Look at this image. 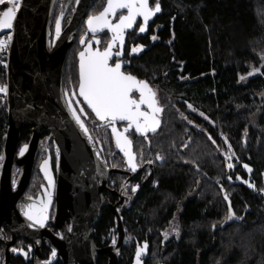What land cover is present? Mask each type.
Masks as SVG:
<instances>
[{
	"label": "trees",
	"instance_id": "1",
	"mask_svg": "<svg viewBox=\"0 0 264 264\" xmlns=\"http://www.w3.org/2000/svg\"><path fill=\"white\" fill-rule=\"evenodd\" d=\"M160 1L161 39L146 54L142 66L157 91L163 109L161 123L155 133L147 134L148 141L141 135L131 141L137 156L156 163L157 184L141 192L137 214H129L128 221L136 217L147 229L153 211L159 212V220L179 205L182 236L174 256L165 260L163 252L160 263L264 264V102L256 96L264 90V73L239 82L240 75L258 60L250 47L239 52L234 40L239 28L245 42L264 41V0ZM5 7L0 5V12ZM70 10L63 9L64 22ZM68 59L62 78H75L76 67L71 64L74 71L68 72ZM0 84H4L1 67ZM6 127V102L0 94V152ZM96 130L98 136L104 132ZM29 136L30 128L24 125L20 144ZM43 138L46 141V132L42 143ZM47 144L52 155L51 141ZM157 155L162 159H156ZM245 164L251 169V188L242 182L248 177ZM225 195L235 212L231 219L227 218ZM111 223L106 210L98 231Z\"/></svg>",
	"mask_w": 264,
	"mask_h": 264
},
{
	"label": "water",
	"instance_id": "2",
	"mask_svg": "<svg viewBox=\"0 0 264 264\" xmlns=\"http://www.w3.org/2000/svg\"><path fill=\"white\" fill-rule=\"evenodd\" d=\"M95 1L79 0L77 3L75 0L64 23L63 0H21L11 30L13 39L9 42L5 58L4 84L8 85V94L4 96L7 127L0 152V157H3L0 159V236L4 228L11 232L13 240L19 236L30 238L28 234L36 231L28 227L19 205L25 201L24 193L33 176L42 134L46 132V142L51 141L55 158L56 216L57 225L61 226L59 236H47L46 239L60 255L63 264H96L98 254H105L106 264H117L126 242L121 210L117 211L102 197L109 174L123 171L101 163L103 159L94 140L90 142L71 119L62 99V76L68 51L83 21L87 29L88 17H85ZM61 11L64 17L61 34L57 37L55 20ZM4 34H8V30L0 31V36ZM77 69L79 82V55ZM24 125L30 128V136L21 145L20 132ZM25 144L28 148L20 156L19 150ZM245 170L249 181L250 172ZM27 201L29 204L34 202L32 199ZM105 205L111 207L117 237L115 243L110 242L98 249L94 245L92 231ZM66 219L70 220L71 232L67 230ZM11 243L6 247L7 256L11 254ZM143 255H147V249L141 257ZM135 258L136 254L131 264H135ZM53 262L48 260L35 264ZM140 264H143L141 259Z\"/></svg>",
	"mask_w": 264,
	"mask_h": 264
},
{
	"label": "flooded vegetation",
	"instance_id": "3",
	"mask_svg": "<svg viewBox=\"0 0 264 264\" xmlns=\"http://www.w3.org/2000/svg\"><path fill=\"white\" fill-rule=\"evenodd\" d=\"M100 0H96L91 8L87 11L85 19L89 15H98L101 11H103L104 7L107 4V0H101L100 3L97 5L96 3ZM161 5V1L159 0ZM74 4V3H73ZM150 6H155V0H150ZM73 7V5H72ZM71 7V10H72ZM71 10L70 13L71 14ZM92 10V12H90ZM126 12V10H124ZM57 14V13H56ZM120 13H117V16L113 18V23L116 22ZM70 16V15H69ZM68 16V17H69ZM67 17V18H68ZM67 21V19H66ZM65 23V22H64ZM142 23L140 18L137 19L136 23L134 24L132 29L127 30L125 34V43L123 45L122 54L119 57V60L122 62V70L126 73H131L132 75L136 76L139 80L147 81L150 85L151 89L156 93L157 99V91L155 88L150 84L153 80L151 78H146L147 73L143 69L142 60L145 58L146 54L150 51L151 48L154 47L156 43L160 41V22L157 18V14L153 16L147 26L146 31L144 33H140L138 31L139 24ZM82 28V30H81ZM81 36H85L86 40H91L92 35L88 33L84 21L81 24L76 38L71 45L67 57L71 60L76 67V76L73 78L72 76L62 78V89L64 91H68L71 93L72 91H77L78 86V69H77V62H78V55L79 52L83 51L84 48L87 46L81 45L80 39ZM155 36L156 39L153 40L152 37ZM96 39L100 41L97 45L95 40L92 41L93 48H99L103 50L107 47L108 43L111 40V33L107 30L100 32L97 34ZM169 44V42H167ZM134 45H143V49L136 54H130L131 48ZM121 50L120 46L117 44L113 48V53L116 51ZM67 59V58H66ZM117 60V57L113 55L112 60L110 63H114ZM147 79V80H146ZM149 81V82H148ZM138 98V93L136 94ZM82 99V98H81ZM158 100V99H157ZM159 106L161 107L159 101ZM85 111L88 112L90 115L85 120L86 126L89 130H92V139L96 147L98 148L103 161L107 163L108 168H115L122 173H110L109 178L107 181L106 188L102 189V197L105 202L112 204L115 206V209L121 210V216L123 221V227L126 232V242L124 247L121 249L119 260L117 264H131L134 255L136 254L137 247L140 246L141 248L144 245H147V255H143L140 259L143 261V264H149V261L152 258L153 264H163L159 262V259H162L163 252L165 253V260L171 259L176 253L175 245L181 239L182 230L180 228L181 224L179 221L180 218V206L174 205L173 213L169 216V213L165 214L158 220V211H153L151 216V224H149L147 229L141 227L143 221L136 218L132 221H128L130 219V215L137 214L135 213V209L137 208V201L140 197L142 191L145 190L146 187H154L157 184V180L154 177L157 165L152 159H146L143 156L136 155V162L138 163L139 167L135 172H132L126 163V158L122 155L121 151L117 148L115 139L111 133V128L107 126V122H101L95 119L94 114L90 113V110L87 109L86 105H84ZM142 110L147 111V108L142 106ZM84 117H82L83 119ZM117 128L120 131H123V128L126 126V122H117ZM104 130L102 134L97 135V130ZM90 132V131H89ZM128 138L133 141L135 137L140 136L135 133L134 128L130 129V132L127 134ZM95 138V139H94ZM42 151V145H41ZM39 151L33 176L31 179L30 184L28 185L25 193L24 199L19 205V210L25 221L29 224L30 222L26 219V217L22 213V208L24 205L29 204L28 199L31 198L34 202L39 205L41 200H46V192H50L52 196V203L49 206V217L50 219L47 222V226L45 228H31L32 230H36L33 234H28V237L25 238L19 236L17 238L12 237L11 232L7 229H3V234L0 236V264H35V262L44 263L48 260H53V264H63L59 254H56L54 257L51 256V252L53 249V245L50 242H47V236H59V225L57 216H56V198H55V191L57 185V178H56V171H55V158L54 155L48 154V148H45V154H40ZM133 151V148H132ZM53 152V150H52ZM134 152V151H133ZM44 160H49V170L50 174L54 180V187L48 188V181L45 179L44 173L41 171V165L43 164ZM151 160L152 163L149 164L147 161ZM113 165H117V167H113ZM233 180L231 183L233 184ZM100 185V182H97ZM123 185H127V188L122 187ZM137 191L133 193L131 188L133 186H137ZM227 205L229 207V201L227 200ZM109 213V216L112 219V223L107 224V226L103 229V231H98V223L101 218L103 212ZM130 214V215H129ZM229 216V214H228ZM228 218V217H227ZM233 218V217H232ZM156 219L158 222H156ZM224 222V220H223ZM66 226L70 225V220H65ZM135 227H133V224ZM218 224V221L217 223ZM140 225V227H138ZM129 226V227H128ZM173 228L178 229V235L176 232L173 231ZM148 233L146 236H139L138 234ZM59 234V235H58ZM165 234H167V238H165ZM92 237L94 245L100 249L107 246L113 240L116 241L117 231L114 224V215L112 213L111 207L109 205H105L101 209V213L97 222L93 225ZM98 238V240H97ZM10 244V252L9 256H7L6 247ZM31 246V252H29L28 257L25 258L20 253L12 252V248L17 249H24L25 251L28 250V247ZM157 252V255L155 254ZM152 252V254H151ZM154 256L155 258H153ZM158 259V260H157ZM107 257L105 254H98L96 257V264H106ZM40 263V264H41Z\"/></svg>",
	"mask_w": 264,
	"mask_h": 264
},
{
	"label": "snow or ice",
	"instance_id": "4",
	"mask_svg": "<svg viewBox=\"0 0 264 264\" xmlns=\"http://www.w3.org/2000/svg\"><path fill=\"white\" fill-rule=\"evenodd\" d=\"M79 3V0H76ZM10 5L5 10L0 12V31L8 30L6 38L0 37V53H3L9 47V42L13 39L11 30L13 29L14 21L16 19L17 11L21 7V0H0V5ZM126 10V12L124 11ZM161 11V5L159 0H155V6H150V0H107V4L98 15H89L86 21L87 31L92 34L91 40H86L85 36H81V45H87L83 51L79 52V82L78 91H64L62 99H64L67 111L70 114L71 119L79 127L82 133L91 142L92 137L89 135V129L86 126L85 120L89 117V113L85 111L84 105L90 110L91 114H94L96 120L101 122H107V126L111 128L112 135L115 139L117 148L126 157V163L128 168L135 172L139 167L136 162V154L132 151V142L125 133H128L130 129L135 130V133L143 136L148 141V133H155L160 126L159 114L163 111L162 107L159 106L158 100L156 99V93L151 89L147 81L139 80L136 76L131 73H126L122 70V62L119 57L122 54L123 45L125 43V34L127 30L132 29L137 19L140 18L142 23L139 24L138 31L144 33L149 20ZM120 13L116 22L113 23V18ZM64 17L63 11L56 17L55 20V31L57 37L61 34V24ZM107 30L111 33V40L107 47L100 50L98 47H92V41L95 40L98 45L100 41L96 39L98 33ZM156 39L155 36L152 37ZM120 46L121 50L113 53V48L116 45ZM143 49V45H134L131 48L130 54H136ZM113 55L117 57L114 63H110ZM0 63L4 64L7 68V64L0 60ZM260 72V68H254L248 75L251 76L253 73ZM243 79V77H241ZM138 93V98L136 94ZM0 94L6 96L8 94V85H0ZM82 98V99H81ZM187 103V102H185ZM142 106L147 108V111L142 110ZM192 109V105H188ZM195 111V109H192ZM203 116V113H200ZM82 117H84L82 119ZM187 119L186 117H184ZM207 119V117H205ZM117 122H126V126L123 131L118 130ZM192 123V121H188ZM212 140L211 136L208 137ZM215 144V141L212 140ZM225 143L227 140L225 139ZM187 145H185L186 147ZM28 145L25 144L19 150V155L23 156ZM231 150V145H229ZM234 155V153H233ZM97 158H100L99 152L96 153ZM3 159V157H0ZM156 159H162L157 155ZM231 159V157H227ZM101 163L107 167L105 161ZM147 163L151 164L149 160ZM117 167V165H113ZM229 169L233 168L232 163H228ZM244 168L251 172V169L247 164ZM41 171L44 173L45 179L48 181V188L54 187V180L49 170V160H44L41 165ZM242 178L237 176V180ZM231 180V177H229ZM248 186L254 187L252 183L247 180L242 181ZM15 186V181H13ZM122 187L127 188V185ZM138 185L133 186L131 191L135 193ZM261 191H264L262 189ZM47 199L41 200L39 205L35 202L32 204H26L22 208V213L26 219L30 222L29 228H45L49 217V206L52 203V196L50 192H46ZM31 199V198H29ZM227 201L229 198L227 195L224 196ZM119 211V209H117ZM229 216L231 219L235 216V212L231 207L229 201L228 207ZM215 227V226H213ZM69 232L72 231V227L69 226L67 229ZM173 231L178 233V229L173 228ZM59 235V234H58ZM61 238L63 236L61 235ZM167 238V234H165ZM115 243V240H113ZM147 245L143 248L137 247L135 264H140V257L142 252L146 251ZM12 252L20 253L25 258L28 257L31 252V246L28 250L12 248ZM56 255V250L53 249L51 256Z\"/></svg>",
	"mask_w": 264,
	"mask_h": 264
},
{
	"label": "rangeland",
	"instance_id": "5",
	"mask_svg": "<svg viewBox=\"0 0 264 264\" xmlns=\"http://www.w3.org/2000/svg\"><path fill=\"white\" fill-rule=\"evenodd\" d=\"M101 1V0H100ZM100 1H98L96 3V6L94 7L93 10L96 9L97 5L100 3ZM74 3V0H63V9H70L72 7ZM58 9L59 7H57V13H58ZM69 12L68 11L67 15H69ZM92 12V10L90 11ZM66 22V20H65ZM64 24V23H63ZM82 30V28H81ZM234 40H235V44L237 45V48H238V51L241 52V51H245L246 48L250 47L251 48V51H252V54H254L256 57H257V60H258V63H252L250 64L249 66V71L246 73V74H242L240 75V79H239V82L240 83H245L249 78L251 77H255V76H258V75H263V71H264V41H258L256 43H253V44H249L248 42H245L244 40V36H243V32L241 29H235L234 31ZM71 60L68 59L67 61V65H69L68 67V72L71 71L73 72L74 71V66H71ZM74 65V64H73ZM254 68H260V72H257V73H253V75L249 76L248 73L249 72H252ZM241 77H243V79H241ZM3 85V84H1ZM256 96H257V99L259 101H261L262 103L264 102V90H261L259 92L256 93ZM104 131V130H102ZM45 138H43V143H42V148L45 147V148H48L50 150V146L47 144L44 146L45 144ZM40 154H45V151L42 150ZM264 174V172H263ZM155 254L157 255V252L155 251ZM231 252H230V249L227 251L225 257L228 258L230 256ZM153 258H155L154 256H152Z\"/></svg>",
	"mask_w": 264,
	"mask_h": 264
},
{
	"label": "built area",
	"instance_id": "6",
	"mask_svg": "<svg viewBox=\"0 0 264 264\" xmlns=\"http://www.w3.org/2000/svg\"><path fill=\"white\" fill-rule=\"evenodd\" d=\"M7 5V4H6ZM7 6H10V5H7ZM8 34H4V35H1L0 37H4L6 38ZM7 50L6 49L3 53H0V60L4 61L5 62V58H6V53H7ZM0 67L4 70V64L0 63ZM0 172H1V161H0Z\"/></svg>",
	"mask_w": 264,
	"mask_h": 264
},
{
	"label": "crops",
	"instance_id": "7",
	"mask_svg": "<svg viewBox=\"0 0 264 264\" xmlns=\"http://www.w3.org/2000/svg\"><path fill=\"white\" fill-rule=\"evenodd\" d=\"M1 85V84H0ZM264 172V171H263ZM263 172H262V177H263V181H264V174H263Z\"/></svg>",
	"mask_w": 264,
	"mask_h": 264
}]
</instances>
